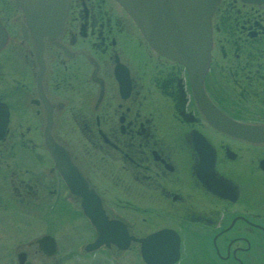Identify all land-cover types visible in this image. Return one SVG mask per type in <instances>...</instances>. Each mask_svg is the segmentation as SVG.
Masks as SVG:
<instances>
[{
  "label": "flooded vegetation",
  "instance_id": "obj_1",
  "mask_svg": "<svg viewBox=\"0 0 264 264\" xmlns=\"http://www.w3.org/2000/svg\"><path fill=\"white\" fill-rule=\"evenodd\" d=\"M0 20V236L23 218H76L83 251L98 237L52 142L107 221L137 239L176 234L175 264H264V142L214 128L186 68L157 53L116 0H69L48 33L14 0H0ZM211 30L209 102L232 124L264 125V0H219ZM47 235L12 248L31 263Z\"/></svg>",
  "mask_w": 264,
  "mask_h": 264
},
{
  "label": "water",
  "instance_id": "obj_2",
  "mask_svg": "<svg viewBox=\"0 0 264 264\" xmlns=\"http://www.w3.org/2000/svg\"><path fill=\"white\" fill-rule=\"evenodd\" d=\"M134 19L150 46L160 55L181 63L189 73L195 98L209 123L234 136H246L264 142V125L244 126L229 122L209 102L204 89L212 47L211 20L219 0H116ZM28 23L42 33L59 29L66 18L69 0H15ZM7 33L0 21V51L7 43ZM49 143L53 159L70 191L83 198L82 209L98 237L85 247L92 253L101 247L115 245L126 251L131 242L141 245L145 264H175L179 259V238L169 230L146 238L130 237L120 223L109 222L99 199L88 190L83 178L71 164L66 152ZM39 249L54 257L58 246L51 236L37 241ZM25 253L18 255L19 264H30Z\"/></svg>",
  "mask_w": 264,
  "mask_h": 264
},
{
  "label": "rangeland",
  "instance_id": "obj_3",
  "mask_svg": "<svg viewBox=\"0 0 264 264\" xmlns=\"http://www.w3.org/2000/svg\"><path fill=\"white\" fill-rule=\"evenodd\" d=\"M83 222L79 219L68 221L54 220L49 222H34L22 219L20 224L11 228L0 236V264H18L19 250L12 248L14 243L25 244L39 237L44 231H49L58 243V252L48 258L40 253H35L34 248L29 251V261L32 264H144L138 250L132 249L121 257L115 258L106 252L86 254L81 248L80 226ZM18 231V233H17ZM3 242L11 248H2ZM23 245L22 250H27Z\"/></svg>",
  "mask_w": 264,
  "mask_h": 264
}]
</instances>
